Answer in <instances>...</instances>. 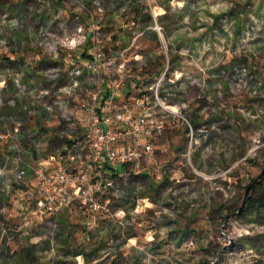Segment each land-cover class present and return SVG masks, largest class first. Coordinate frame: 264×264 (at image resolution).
<instances>
[{
	"label": "rangeland",
	"instance_id": "obj_1",
	"mask_svg": "<svg viewBox=\"0 0 264 264\" xmlns=\"http://www.w3.org/2000/svg\"><path fill=\"white\" fill-rule=\"evenodd\" d=\"M80 27L85 41L68 49ZM128 46L149 84L167 70L166 50V104L194 138L168 118L139 175L114 178L133 203L112 195L124 215L91 238L78 206L26 227L17 189L69 145L73 98L105 77L70 66ZM0 134V264H264V209L234 214L264 194V0H0Z\"/></svg>",
	"mask_w": 264,
	"mask_h": 264
},
{
	"label": "built area",
	"instance_id": "obj_2",
	"mask_svg": "<svg viewBox=\"0 0 264 264\" xmlns=\"http://www.w3.org/2000/svg\"><path fill=\"white\" fill-rule=\"evenodd\" d=\"M92 32L96 30L91 25ZM160 32V28L157 27ZM80 27L78 37L64 44L68 49L78 47L80 41H85L86 34ZM102 40L96 39V44ZM130 46L123 48L111 58H107L101 49L92 52L90 60L74 63L68 73L78 76L82 70L92 73H104L109 85V101L104 104V113L99 110L101 88L97 83L81 97L73 98L75 106L69 117V128L73 134L80 133L76 140L64 152L58 151L49 156L46 166L33 167L37 176L36 190L30 192L29 217L25 224L31 227L46 214H55L63 208L77 203L85 212L84 224L92 225L99 216H110L112 219L121 218L124 210L112 211L111 196H117L114 174L121 165H130L132 169L139 168L143 160L150 159L154 150V139L167 127L170 122L182 121L189 129L187 134L194 138V126L182 109L166 104L164 95V79L169 69V57L166 71L149 84L147 75L142 74V68L134 69L128 66L127 53ZM134 83L140 91L137 105L139 111L132 112L129 108L116 109L114 97ZM76 85L67 87L70 94L76 91ZM154 105L161 107L158 112ZM186 107V106H184ZM183 107V108H184ZM180 108V107H179ZM82 111L84 114H82ZM170 118V122L168 121ZM7 135L0 134V138ZM68 137V135H67ZM60 160L55 170L48 165ZM80 166V167H78ZM109 166V171L106 170ZM22 176L26 172L22 171ZM22 176L20 178H22ZM35 194L38 198L34 199ZM123 226V221L119 220Z\"/></svg>",
	"mask_w": 264,
	"mask_h": 264
},
{
	"label": "crops",
	"instance_id": "obj_3",
	"mask_svg": "<svg viewBox=\"0 0 264 264\" xmlns=\"http://www.w3.org/2000/svg\"><path fill=\"white\" fill-rule=\"evenodd\" d=\"M87 50L88 49H86V51ZM89 53H91V51ZM99 86L101 88V96H100V103H99V110L98 111L101 114H103L104 113V104L110 100L109 99L110 90H109V85H108L106 80L102 79ZM132 91H136V93H138V94L135 96L131 95V96L126 97L127 93L132 92ZM139 94H140V91H139L138 87H136L134 85V83L131 82V84L128 88H126L125 90H123L121 92H118V94L114 97L113 104L116 107V109H118V110H120V109L122 110L124 108H129L132 112L137 113L139 111V107L137 105ZM82 114H84L83 111H82ZM80 136H81L80 133H74L73 135H71V137L68 138L69 145L68 146L66 145L62 150H64V151L67 150L72 145V143H74L76 140H78L80 138ZM71 141H72V143H71ZM146 160H149V159H146ZM60 163H61L60 160H58L52 164H49L48 169L55 170L59 166ZM78 167H80V166H78ZM109 168L110 167L107 166L106 170L109 171ZM139 172L140 171L136 168L132 169V167L130 165H121L117 168V171L114 174V177L124 179V178H128L129 175L133 174L134 175L133 178H135L139 175ZM27 173L25 174V176L27 175ZM32 177L33 178H32V180H30V183L27 181H24L25 187L23 189H17L18 199L15 200V204H16L15 207L17 208L16 215L19 216L20 219L24 223L26 222L27 218L29 217V208L32 204V202L30 201V192H32L33 190H36V185H37V176L34 175V173H33ZM115 191H116L117 196H118V197H116L117 199H121L125 203H129V204L133 203L134 199H132V197L130 196V194H132L134 191V190H132V188H130L129 193H126V186L125 187L124 186H118V189L116 187ZM122 197H124V199H122ZM36 198H38V195L35 194L34 199H36ZM121 200H119V202ZM77 206L80 209L77 208ZM70 208H77L78 214L83 219V223H84L85 212L82 209V207L80 205H78L77 203H75V204L71 205L70 207H68V209H70ZM119 208L124 209V206L120 205ZM52 215H54V214H51V215L46 214L45 216H46V218H48ZM106 217L107 216H102V215L99 216L95 220V222L93 223L94 225H90L89 227H86V225L84 224V226H83L84 235L87 238H91L93 236L94 230H95V228L94 229H91V228H93V226H95V224H97V223L99 225V223L106 221V219H105ZM43 218H44V216H43ZM107 221L115 222L112 219H109ZM121 230H125V228H121ZM126 234L122 235V237H125L127 239V238H132V237L136 236L134 231L128 232Z\"/></svg>",
	"mask_w": 264,
	"mask_h": 264
},
{
	"label": "trees",
	"instance_id": "obj_4",
	"mask_svg": "<svg viewBox=\"0 0 264 264\" xmlns=\"http://www.w3.org/2000/svg\"><path fill=\"white\" fill-rule=\"evenodd\" d=\"M253 182L256 183V184L259 183V181H253ZM254 206L257 207L258 209L259 208L264 209V194L259 195L257 198L249 196L248 197V201L246 202V205L244 206L243 211L247 210L250 207H254ZM27 250L28 251H27V254L25 256H26L27 259H30L31 256H29V251L31 252L32 247L28 248Z\"/></svg>",
	"mask_w": 264,
	"mask_h": 264
},
{
	"label": "water",
	"instance_id": "obj_5",
	"mask_svg": "<svg viewBox=\"0 0 264 264\" xmlns=\"http://www.w3.org/2000/svg\"><path fill=\"white\" fill-rule=\"evenodd\" d=\"M250 188H251V185L249 187H247L246 194H248ZM247 201H248V197L244 200V202L242 203V206L234 214H239L243 210V208H244V206H245Z\"/></svg>",
	"mask_w": 264,
	"mask_h": 264
}]
</instances>
